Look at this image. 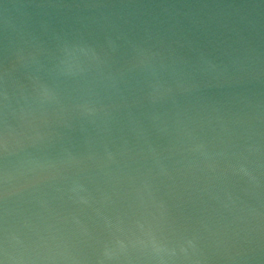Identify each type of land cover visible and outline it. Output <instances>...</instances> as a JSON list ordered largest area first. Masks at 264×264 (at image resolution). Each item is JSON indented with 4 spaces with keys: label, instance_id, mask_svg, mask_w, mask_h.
<instances>
[{
    "label": "water",
    "instance_id": "95a60500",
    "mask_svg": "<svg viewBox=\"0 0 264 264\" xmlns=\"http://www.w3.org/2000/svg\"><path fill=\"white\" fill-rule=\"evenodd\" d=\"M0 264H264V0H0Z\"/></svg>",
    "mask_w": 264,
    "mask_h": 264
}]
</instances>
